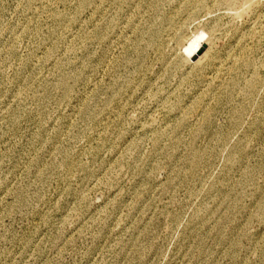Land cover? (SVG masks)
<instances>
[{"label":"rangeland","instance_id":"obj_1","mask_svg":"<svg viewBox=\"0 0 264 264\" xmlns=\"http://www.w3.org/2000/svg\"><path fill=\"white\" fill-rule=\"evenodd\" d=\"M82 1L0 0V264H264V19Z\"/></svg>","mask_w":264,"mask_h":264},{"label":"bare ground","instance_id":"obj_2","mask_svg":"<svg viewBox=\"0 0 264 264\" xmlns=\"http://www.w3.org/2000/svg\"><path fill=\"white\" fill-rule=\"evenodd\" d=\"M123 1V0H122ZM132 1V0H131ZM167 1V0H166ZM198 1H201V0H198ZM203 2H204V4H205V2H206V0H202ZM243 1L247 4V3H252L251 5H249V4H247V5H249V7L247 8V9H245V7H244V9L245 10H243L242 12H238V10L239 9H241V8H243V7H238V3H237V0H222V3H219V1H216L215 2V5L216 6H219V7H224L225 9H227V10H230L231 11V13L230 12H227V14H232V11H233V13L235 12V14H233V20H242V19H245V18H249V19H254L253 20V25H252V31L250 32V36L253 38V39H255V38H257V37H255L256 36V34L258 33V30L260 29L259 27H260V25H261V23H262V21H263V19H264V1H262V0H242V4H243ZM126 2V1H125ZM162 2V1H161ZM197 2V0H188V4L190 5V3H196ZM66 3V2H65ZM80 3V2H79ZM94 3V2H93ZM92 3V4H93ZM121 3V2H120ZM128 3V2H127ZM126 3V4H127ZM156 3H158V2H156ZM166 3V2H165ZM90 4V1L89 0H84V1H82L81 2V4H80V7H79V11H81L82 9H84L86 6H88ZM91 4V5H92ZM94 5V4H93ZM115 5V4H114ZM124 5H125V3H124ZM153 5H154V3H153ZM163 5H164V3H163ZM240 5V4H239ZM90 6V5H89ZM95 6V5H94ZM242 6V5H241ZM246 6V5H245ZM154 7V6H153ZM152 7V8H153ZM213 7V6H212ZM114 8V7H113ZM129 8V7H128ZM214 8H215V6H214ZM218 8V7H217ZM262 8H263V11H262ZM154 9H155V7H154ZM88 10V9H87ZM98 11H99V9H98ZM98 11H97V13H98ZM222 11H223V9H222ZM237 11V12H236ZM102 12V11H101ZM120 12V11H119ZM122 12V11H121ZM124 12V11H123ZM80 13V12H79ZM82 13V12H81ZM96 13V14H97ZM226 13V12H225ZM54 14V13H53ZM60 14V13H59ZM118 14V13H117ZM215 14V13H214ZM65 15V14H64ZM98 15V14H97ZM190 15H192L194 18L195 17H197V16H199V15H196V12L194 11V13L193 14H191L190 13ZM218 15H220V14H218ZM53 16V15H52ZM59 15H56V17H58ZM84 16V15H83ZM226 16H229V15H226ZM232 16V15H231ZM230 16V17H231ZM55 17V18H56ZM67 17V16H66ZM192 17V18H193ZM61 19V18H60ZM81 19V18H80ZM105 20V19H104ZM73 21V20H72ZM106 21V20H105ZM220 20L219 19H217V20H215L214 22H212L211 21V23H209V24H201V27L196 31V34L200 37V38H204L207 34H209V38L211 39L212 37H216L219 33H220V29H221V25H220V22H219ZM222 21V20H221ZM86 22V21H85ZM94 22V21H93ZM207 22V21H206ZM74 23V22H73ZM72 23V24H73ZM76 23V22H75ZM78 23V22H77ZM76 23V24H77ZM86 24V23H85ZM93 24V23H92ZM173 24V25H172ZM87 25V24H86ZM175 25H177L178 26V24H177V22L174 20V19H171V28H176L175 30H173V32H175V31H177V30H179ZM196 25V24H195ZM251 25V24H250ZM199 26V25H198ZM232 26H233V24H232ZM236 27H237V25H236ZM72 29V28H71ZM197 29V28H196ZM70 32V31H69ZM84 32H85V30H84ZM84 32H83V34H84ZM240 33V32H239ZM238 33V34H239ZM80 34H81V32H80ZM103 34V33H102ZM105 34V33H104ZM180 34L181 33H179V34H177V35H175V40H178V42H181L183 39H181L180 38ZM237 34V35H238ZM82 35V34H81ZM85 35V34H84ZM101 35V32H96L95 33V37H99ZM240 35V34H239ZM103 36V35H102ZM264 36V32L262 33V36H261V38ZM82 37V36H81ZM207 37H208V35H207ZM244 37V36H243ZM75 38V37H74ZM89 38V37H88ZM101 38H103V37H101ZM77 40V39H76ZM90 40V39H89ZM95 40V39H94ZM98 40H101V39H98ZM99 42V41H98ZM86 43V42H85ZM158 43V44H157ZM160 43V40H159V42H158V38L157 37H153L152 38V44H154L155 46L156 45H158V47H159V44ZM84 44V43H83ZM73 45V44H72ZM79 45V44H78ZM204 45L205 46H207V43H204ZM106 46V45H105ZM57 46H55L54 47V49L56 48ZM58 48V47H57ZM54 49H52V50H54ZM74 50H76V49H74ZM59 51V50H58ZM53 52H55V50L53 51ZM70 52V51H69ZM78 52H80V50H78ZM254 52V50L253 49H251V50H247V51H245V52H243L244 54L243 55H241V57L239 58V61H242V64H241V66H240V68L239 69H237V79L234 81V87L235 88H237V89H241L242 91H244L248 96H253L254 95V91H255V89H256V87L258 86V84L260 83V81H261V77H260V75H259V72H257L258 71V68H259V64H258V62L259 61H256L255 59H254V57H253V53ZM56 53V52H55ZM55 53H53V54H55ZM75 53V52H74ZM77 53V52H76ZM170 53V52H169ZM57 54H59V53H57ZM68 54V53H67ZM164 54V53H163ZM175 54H176V52H175ZM73 55V54H72ZM169 55V54H168ZM56 56V55H55ZM65 57V56H64ZM67 57H68V55H67ZM70 57H72V56H70ZM74 57H75V55H74ZM168 57V56H167ZM203 57L204 58H206L208 61H209V63H212L214 60H215V56L213 55V52L210 50V49H208V50H206V53L203 55ZM218 57V56H217ZM216 57V58H217ZM80 58V57H79ZM34 59V58H33ZM43 59V58H42ZM63 59V58H62ZM71 59V58H70ZM74 59V58H73ZM40 60V59H39ZM60 60V59H59ZM261 60V59H260ZM55 61V60H54ZM53 61V62H54ZM61 61V60H60ZM64 61H66V60H64ZM73 61V60H72ZM169 61H170V59H169ZM79 62H80V60H79ZM219 62V61H218ZM40 63V62H39ZM43 63V62H42ZM59 63V62H58ZM64 63V62H63ZM220 63V62H219ZM235 63H236V60H235ZM217 64V63H216ZM38 65V64H37ZM40 65H42V64H40ZM213 65V64H212ZM57 66V65H56ZM76 67H77V65H76ZM91 67V66H90ZM74 68V67H73ZM92 68V67H91ZM72 69V68H71ZM229 69H230V67H229ZM231 70V69H230ZM91 71H92V69H91ZM224 71V70H223ZM249 71H252V73H253V78L251 79V80H245V78H244V76H245V72H249ZM64 73H65V71H64ZM222 73V72H221ZM224 73V72H223ZM84 74V73H83ZM230 75V74H229ZM79 76V75H78ZM223 77V76H222ZM231 77V76H230ZM225 79V78H224ZM220 80H222V78L220 79ZM207 82V81H206ZM87 83V82H86ZM44 85V84H43ZM97 85V84H96ZM67 86V85H66ZM29 87V86H28ZM261 88H263L264 89V87H261ZM28 89V88H27ZM238 90V91H239ZM241 92V91H240ZM239 92V93H240ZM243 92V93H244ZM244 93V94H245ZM235 95V94H234ZM233 99V98H232Z\"/></svg>","mask_w":264,"mask_h":264}]
</instances>
